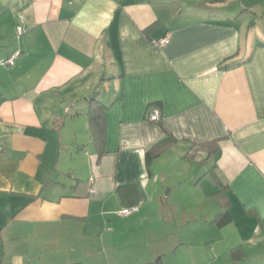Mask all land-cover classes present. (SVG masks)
I'll list each match as a JSON object with an SVG mask.
<instances>
[{
	"label": "crops",
	"instance_id": "1",
	"mask_svg": "<svg viewBox=\"0 0 264 264\" xmlns=\"http://www.w3.org/2000/svg\"><path fill=\"white\" fill-rule=\"evenodd\" d=\"M184 249L264 264V0H0V264Z\"/></svg>",
	"mask_w": 264,
	"mask_h": 264
},
{
	"label": "trees",
	"instance_id": "2",
	"mask_svg": "<svg viewBox=\"0 0 264 264\" xmlns=\"http://www.w3.org/2000/svg\"><path fill=\"white\" fill-rule=\"evenodd\" d=\"M21 27V26H20ZM23 28V27H22ZM24 29V31H25V28H23ZM23 31V32H24ZM17 32L19 33V31H18V28H17ZM20 34V33H19ZM22 34V33H21ZM18 54V56H17V58L16 59H18L19 57H20V53H17ZM13 58V57H12ZM11 59V58H10ZM16 61V60H15ZM15 61H14V63H15ZM6 62H8V60L6 61ZM5 65H8V64H6L5 63ZM150 119V118H149ZM155 122H158V121H155ZM169 140L168 139H166L165 141H163V142H161V143H159L155 148H153V149H151L148 153H147V159H148V163H151L153 160H155L158 156H159V151H160V148L164 145V144H166L167 142H168ZM220 199H222L221 197H220ZM233 221V219H232V216H231V213H230V211L229 210H227V211H225V212H221L220 214H217V218H216V223H217V225L219 226V227H224V226H226V225H228V224H230L231 222ZM235 254H240V252H239V250L237 249L236 251H235ZM150 264H162V259L161 258H159L156 262H154V263H150Z\"/></svg>",
	"mask_w": 264,
	"mask_h": 264
},
{
	"label": "rangeland",
	"instance_id": "3",
	"mask_svg": "<svg viewBox=\"0 0 264 264\" xmlns=\"http://www.w3.org/2000/svg\"><path fill=\"white\" fill-rule=\"evenodd\" d=\"M250 18H251V20H254V18L255 19H257V17L255 16V15H249L248 16V19L250 20ZM195 166V165H194ZM182 191V190H181ZM189 190L187 189L185 192H188ZM186 196H188V195H186ZM200 197H201V200L204 198V196L203 195H201L200 194ZM183 199H186V197H185V195H179L176 199H172V201H173V203H175V204H179V205H181V207H178L176 210L179 212V213H181V214H183V211L184 210H189V211H191L192 209L193 210H195V208H196V205L195 204H191V202H188V203H186V202H184L183 201ZM183 201V204H181V202ZM217 207L219 208L220 206L219 205H217ZM184 208H186V209H184ZM212 208V206H208L207 205V207L205 208V210H208V209H211ZM197 217V215L195 216V218ZM183 252H182V254H184V257H182V258H180L185 264H190L193 260H192V257L188 254L189 252H187L186 251V249H184V250H182ZM180 257V256H179ZM199 258H197V260H198ZM201 259V258H200ZM196 260V261H197Z\"/></svg>",
	"mask_w": 264,
	"mask_h": 264
},
{
	"label": "built area",
	"instance_id": "4",
	"mask_svg": "<svg viewBox=\"0 0 264 264\" xmlns=\"http://www.w3.org/2000/svg\"><path fill=\"white\" fill-rule=\"evenodd\" d=\"M18 31L21 34V33H23L24 29L22 27H18ZM168 43H169L168 38H165V39H162V40L159 41V44H163V45H167ZM17 56H15L14 58L9 59L8 62H6V64L13 65L14 60L17 58ZM149 118H150V120L152 122L159 121V119H160L159 112L158 111L151 112ZM135 211H137V209H124V210L121 211L120 214L122 216H129L132 213H134Z\"/></svg>",
	"mask_w": 264,
	"mask_h": 264
}]
</instances>
